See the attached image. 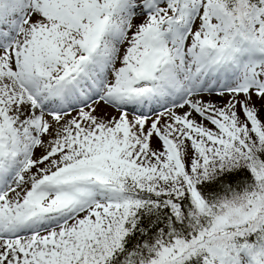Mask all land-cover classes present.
Wrapping results in <instances>:
<instances>
[{"label": "snow or ice", "instance_id": "obj_1", "mask_svg": "<svg viewBox=\"0 0 264 264\" xmlns=\"http://www.w3.org/2000/svg\"><path fill=\"white\" fill-rule=\"evenodd\" d=\"M0 264H264V0H0Z\"/></svg>", "mask_w": 264, "mask_h": 264}]
</instances>
